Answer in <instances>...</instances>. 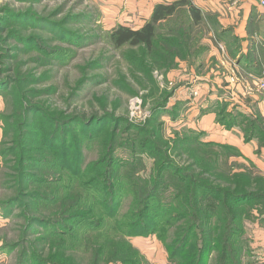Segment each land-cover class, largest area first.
<instances>
[{"label": "rangeland", "instance_id": "1", "mask_svg": "<svg viewBox=\"0 0 264 264\" xmlns=\"http://www.w3.org/2000/svg\"><path fill=\"white\" fill-rule=\"evenodd\" d=\"M153 8L147 0H0V264H26V255L57 256V264H189L185 254L213 243L204 264H264V201L220 202L213 189L229 180L234 191L264 196L261 139L211 115L221 100L202 81L213 72L202 56L189 62L167 44L179 37L168 23L151 47L111 37L120 26L142 27ZM77 113L96 122L84 128ZM59 132L65 147L52 141ZM195 176L202 186L188 179ZM73 178H111L123 196L117 216L106 217L81 180L67 192ZM159 185L149 216L144 196ZM62 214L82 218L60 236L35 218ZM142 215L150 221L119 230ZM91 218L102 224L90 229Z\"/></svg>", "mask_w": 264, "mask_h": 264}, {"label": "trees", "instance_id": "2", "mask_svg": "<svg viewBox=\"0 0 264 264\" xmlns=\"http://www.w3.org/2000/svg\"><path fill=\"white\" fill-rule=\"evenodd\" d=\"M168 23V27L171 31V33H176L179 35L178 40L175 38V36L167 37V44L169 46H179L183 48V52L180 51V56H184L182 58H185L190 62V60H193V58H199L201 57L207 48L206 45L203 43V38L206 33V26L203 23V14L200 7L192 3L190 0H174L172 2H158L155 4L152 14L149 18V20L140 28L134 29L126 26H120L119 28H116L111 32V37L114 39L117 45L124 46V45H131V46H139L144 45L151 47L153 46L154 39L156 37L157 33V27L160 23ZM184 27V29H182ZM195 46V54L191 53L192 47ZM171 55H174V53H171L169 51V57L171 58ZM194 56V57H192ZM24 99V98H23ZM215 113L217 114V122L221 125L227 127V128H233L235 126H242L244 127V132L248 135L247 138L252 137H259L261 139V143L264 144V118L257 113H244L240 110L231 108L229 109L228 103L223 100L216 103V106L214 107ZM26 111V109H25ZM40 111L43 112L42 109ZM28 112V111H27ZM71 118V117H70ZM69 117L66 119H70ZM73 121H78L83 125V127H87L89 124L96 122V118L91 117L87 118L85 114H78L73 116ZM72 121V122H73ZM26 125H28L26 123ZM66 125V124H65ZM247 128V129H246ZM68 131V130H67ZM65 133H58V135L52 137L53 143H56V141H59L60 138H62V142L60 143V146L65 147L67 145V140L64 138ZM207 143V142H202ZM62 159L63 162H68V157L66 153L63 154ZM114 158H110V162H113ZM76 171V170H75ZM89 171V170H88ZM81 171L74 172V175H79ZM87 172H85V175ZM191 177V176H190ZM196 177V176H195ZM76 180H81V182L77 181V185L81 188L86 189L91 195L96 204H99L100 208L105 213L106 217H115L117 216V213L119 212L120 205L122 204L123 196L119 193V187L113 184L114 182L110 181L111 178H75ZM71 181L70 184H68V190L71 186L74 185V180ZM190 180H193L197 185L202 186V182L198 180V177L196 178H188ZM259 180H262L264 183V175ZM50 181V180H46ZM227 186H214V190L222 192L221 195L218 196L220 199V202L222 201H231V203L239 204L242 200H256V201H264V196L257 195L251 191H234L231 187V183L229 180L226 181ZM229 184V185H228ZM160 190V185L156 186L154 189H152L148 195H145L144 197L147 198L145 200L146 204L149 205L152 203V199L155 198V195ZM264 190V189H263ZM40 191L34 192V194H31L30 196H33V198H38L40 195ZM55 193V192H54ZM154 202L150 205L149 208V216L152 214ZM75 208L77 207L75 204L73 205ZM6 208V205H3V208ZM4 208V209H5ZM82 208V206L79 204V208H77V212H81L79 210ZM167 209V207H164ZM7 209H10V207L7 206ZM264 210V208H262ZM9 211V210H8ZM139 212V211H138ZM136 212V213H138ZM144 214V211H143ZM82 218L80 215L76 216H70V218H65V216L62 214L58 216L56 219H40V217H35L38 222H40L38 225L42 226L44 228V232L47 231V234H54L57 236L63 235L67 230L72 229V222L74 218ZM262 219L264 220V211L262 212ZM148 216L142 215L140 218V223L137 224V222L133 224H127L125 228H119V230L124 233H129L130 229L136 228L138 225H144L145 223H148L147 221ZM52 220V221H48ZM82 221V219H81ZM121 219H118L117 223H120ZM151 222H156L158 224V220H152ZM264 222V221H263ZM97 223H101L100 221H97L95 219H90L86 225L90 226V229H95ZM197 224L194 225L190 224L186 228L185 235L182 237L181 242L179 243V246L175 247L172 252V259L177 258L180 255L181 249L187 246V244L190 242L192 238V232L197 228ZM232 226V224H231ZM32 227V223L27 225V229ZM229 224L227 225V228H229ZM34 228V227H33ZM36 229V227L34 228ZM38 231V229H37ZM230 234V232H229ZM235 232L233 234L236 235ZM231 235V234H230ZM232 239L230 236H227L226 240ZM224 239V238H218L217 241ZM213 242H216V238H213ZM214 244V248L216 243ZM219 245V244H218ZM223 250L225 247H228V242H226L223 245H221ZM11 251L14 250V246L8 247ZM214 248H210L207 245H201L199 248L195 247L190 253L182 255L181 258H186V261L191 263V257L195 259L197 257V261L195 264H204V256L208 253H210L212 250H215ZM6 249V248H4ZM1 250V249H0ZM179 254V255H178ZM246 256V254H244ZM184 256V257H183ZM250 256V254H248ZM27 258H30L29 260L26 258V264H57L56 258L54 256H51L49 258H45L43 256L39 255H26ZM224 257L227 258L226 252H224ZM242 259V256L241 258ZM127 263H132L130 261H125ZM172 260V264H173ZM72 264V263H68Z\"/></svg>", "mask_w": 264, "mask_h": 264}, {"label": "crops", "instance_id": "3", "mask_svg": "<svg viewBox=\"0 0 264 264\" xmlns=\"http://www.w3.org/2000/svg\"><path fill=\"white\" fill-rule=\"evenodd\" d=\"M147 1L155 6L174 0ZM190 1L201 8L206 26L203 43L207 49L200 62L213 74L210 80L202 81L203 86L210 87L209 92L217 88L216 99L227 100L229 109L257 113L264 118V93L256 84L257 78H264V0ZM215 106L211 115L216 114Z\"/></svg>", "mask_w": 264, "mask_h": 264}, {"label": "built area", "instance_id": "4", "mask_svg": "<svg viewBox=\"0 0 264 264\" xmlns=\"http://www.w3.org/2000/svg\"><path fill=\"white\" fill-rule=\"evenodd\" d=\"M263 5H264V1H263ZM220 48L223 51L226 50V48L223 44H220ZM256 81H257L256 84H257L258 90L264 93V78H257Z\"/></svg>", "mask_w": 264, "mask_h": 264}]
</instances>
